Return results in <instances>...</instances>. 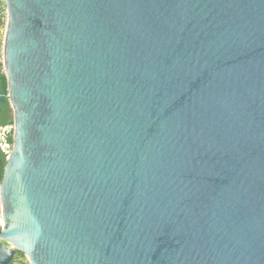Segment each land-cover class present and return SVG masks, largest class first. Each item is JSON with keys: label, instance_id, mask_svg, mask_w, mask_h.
Here are the masks:
<instances>
[{"label": "water", "instance_id": "95a60500", "mask_svg": "<svg viewBox=\"0 0 264 264\" xmlns=\"http://www.w3.org/2000/svg\"><path fill=\"white\" fill-rule=\"evenodd\" d=\"M4 1L0 264H264V0Z\"/></svg>", "mask_w": 264, "mask_h": 264}, {"label": "flooded vegetation", "instance_id": "af4514ba", "mask_svg": "<svg viewBox=\"0 0 264 264\" xmlns=\"http://www.w3.org/2000/svg\"><path fill=\"white\" fill-rule=\"evenodd\" d=\"M7 19V6L4 0H0V93L3 96V101L0 102V223L2 222L3 208L1 201V187L8 159L14 149L15 141V112L10 99L9 82L4 62V41ZM24 256L25 255L21 258Z\"/></svg>", "mask_w": 264, "mask_h": 264}, {"label": "trees", "instance_id": "16d2710c", "mask_svg": "<svg viewBox=\"0 0 264 264\" xmlns=\"http://www.w3.org/2000/svg\"><path fill=\"white\" fill-rule=\"evenodd\" d=\"M26 258L27 257H25V256L23 258H21V259L20 258H17V259H15V261L13 262V264H30V263H27L26 262Z\"/></svg>", "mask_w": 264, "mask_h": 264}, {"label": "rangeland", "instance_id": "374dc122", "mask_svg": "<svg viewBox=\"0 0 264 264\" xmlns=\"http://www.w3.org/2000/svg\"><path fill=\"white\" fill-rule=\"evenodd\" d=\"M26 262L29 263V261H28V257L26 258Z\"/></svg>", "mask_w": 264, "mask_h": 264}]
</instances>
